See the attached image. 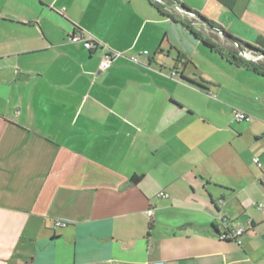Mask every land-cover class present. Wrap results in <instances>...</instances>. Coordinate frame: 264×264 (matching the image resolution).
<instances>
[{"label":"crops","instance_id":"obj_1","mask_svg":"<svg viewBox=\"0 0 264 264\" xmlns=\"http://www.w3.org/2000/svg\"><path fill=\"white\" fill-rule=\"evenodd\" d=\"M162 1L0 0V264H264V0Z\"/></svg>","mask_w":264,"mask_h":264},{"label":"built area","instance_id":"obj_2","mask_svg":"<svg viewBox=\"0 0 264 264\" xmlns=\"http://www.w3.org/2000/svg\"><path fill=\"white\" fill-rule=\"evenodd\" d=\"M155 1L160 3V4H163L162 0H155ZM174 8L180 11V6L178 4L174 5ZM60 12H64V8L60 9ZM68 40L70 42H73V43H79L80 42L88 50H93L97 46H101L102 48H104L105 53H104V55H103V57L99 63V69L100 70L107 69L111 65V63L113 62L114 59L124 55L123 52L106 48L105 45L101 44L99 41H96L95 39L92 38L91 35H88L86 33L75 32L68 37ZM245 53H246V51H245ZM141 54L147 55L148 51L143 50V51H141ZM248 54L251 57L253 56L256 59V61L260 57V56L254 55V54H250V53H248ZM128 58L134 63L146 64V62L140 61L137 55H130ZM233 116H234V119L236 121H248L250 119V117L247 113H245L241 110H238V109L233 110ZM252 160L257 167L261 168V163H260L258 157H253ZM263 184H264V180H263ZM159 194L164 195V193H162V192ZM220 222L221 223L223 222V224H225V219L223 217H221ZM65 225H66L65 221L57 220L55 222V226L63 227ZM243 231H244L243 227H239L236 229H228V227L226 226L224 228V231L221 232L219 236L221 239H233L238 245H241L240 236L242 235Z\"/></svg>","mask_w":264,"mask_h":264},{"label":"trees","instance_id":"obj_3","mask_svg":"<svg viewBox=\"0 0 264 264\" xmlns=\"http://www.w3.org/2000/svg\"><path fill=\"white\" fill-rule=\"evenodd\" d=\"M241 43V42H240ZM249 48L253 49L255 52L259 53L261 51H259L258 49L254 48L253 46L249 45V44H246ZM207 46L209 47H212V48H215L212 44L210 43H207ZM262 53V52H261ZM227 57H228V60L229 61H233L237 64H243L247 67H250L251 69H253L254 71L256 72H260L262 74H264V66L258 64V63H254V62H251L249 60H245L243 59L241 56L237 55L236 52H233V51H230L228 50L227 51ZM138 178L136 176H134L132 178L133 181H136Z\"/></svg>","mask_w":264,"mask_h":264},{"label":"rangeland","instance_id":"obj_4","mask_svg":"<svg viewBox=\"0 0 264 264\" xmlns=\"http://www.w3.org/2000/svg\"><path fill=\"white\" fill-rule=\"evenodd\" d=\"M157 3H158V2H157ZM163 4H165V3L163 2ZM232 46H233V47L235 46L234 43H233ZM232 46H231V47H232ZM234 48H237V47L235 46ZM217 54L220 55V53H218V52H217ZM247 56H249V55H247ZM259 61H260V60H259ZM207 62H210V59H209L208 57H207ZM232 71H233V70H232ZM243 73H245V71H242V72L240 71L239 74H243ZM244 75H246V74H244ZM251 77H252V76H250V78H251ZM247 79H248V78H247ZM247 79H246V80H247ZM250 80H251L250 82L253 83V80H252V79H250ZM233 120H234V121H233ZM229 122H230V123H229L230 125H237V122H239V121H236V120L234 119L233 114H232V115H231V118H229ZM231 122H232V123H231ZM240 122L245 123V121H240ZM240 122H239V123H240ZM239 139H241V138H239ZM242 139H255V138H254V137H253V138H250V137L244 136Z\"/></svg>","mask_w":264,"mask_h":264},{"label":"water","instance_id":"obj_5","mask_svg":"<svg viewBox=\"0 0 264 264\" xmlns=\"http://www.w3.org/2000/svg\"><path fill=\"white\" fill-rule=\"evenodd\" d=\"M215 29H216L217 32L223 33V31H221L220 29H218V28H215ZM233 41L236 44V46L238 47V51H237L238 54H241L243 57H245L247 59H250L251 61L256 62L255 59H251L249 56L246 55L245 47L243 45H241V43H239V41H237L236 39H234Z\"/></svg>","mask_w":264,"mask_h":264},{"label":"flooded vegetation","instance_id":"obj_6","mask_svg":"<svg viewBox=\"0 0 264 264\" xmlns=\"http://www.w3.org/2000/svg\"><path fill=\"white\" fill-rule=\"evenodd\" d=\"M247 48V47H246ZM248 50H249V53L250 54H255V55H257V52H255L253 49H251V48H247Z\"/></svg>","mask_w":264,"mask_h":264},{"label":"bare ground","instance_id":"obj_7","mask_svg":"<svg viewBox=\"0 0 264 264\" xmlns=\"http://www.w3.org/2000/svg\"><path fill=\"white\" fill-rule=\"evenodd\" d=\"M246 55H249L248 53Z\"/></svg>","mask_w":264,"mask_h":264}]
</instances>
